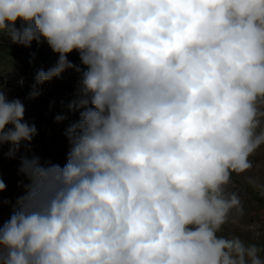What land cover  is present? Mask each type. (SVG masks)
Wrapping results in <instances>:
<instances>
[{
  "label": "clouds",
  "instance_id": "obj_1",
  "mask_svg": "<svg viewBox=\"0 0 264 264\" xmlns=\"http://www.w3.org/2000/svg\"><path fill=\"white\" fill-rule=\"evenodd\" d=\"M5 34L58 55L28 99L67 70L80 81L61 102L78 114L66 163L19 155L0 264H264L223 234L242 211L232 176L264 146V0H0ZM25 111L0 87L9 159L37 135Z\"/></svg>",
  "mask_w": 264,
  "mask_h": 264
},
{
  "label": "rangeland",
  "instance_id": "obj_2",
  "mask_svg": "<svg viewBox=\"0 0 264 264\" xmlns=\"http://www.w3.org/2000/svg\"><path fill=\"white\" fill-rule=\"evenodd\" d=\"M21 23H17L20 27ZM68 59L81 66L79 54L73 51ZM58 55L53 53L46 42L37 44L33 41L30 48L11 44L6 34L0 40V87H3L10 99L18 98L25 104V120L35 124L37 135L26 150L15 159L7 156L8 145L0 151V178L7 185L0 193V221L10 218L16 198L22 194L19 186L23 179L18 169L19 155H38L42 161L64 165L70 145L64 136L67 126L78 119V114H71L62 105L74 98L80 74L74 70L65 71L60 78H54L41 86L42 94L35 99H28L29 92L38 70H48L55 65ZM23 80V84L19 81ZM57 114H67L69 119L60 123L55 121ZM250 159L253 168L245 173L233 174L228 190L236 192L242 202V211L233 222L223 226V234L237 235L249 243L264 247V146H261ZM11 202V203H10Z\"/></svg>",
  "mask_w": 264,
  "mask_h": 264
}]
</instances>
